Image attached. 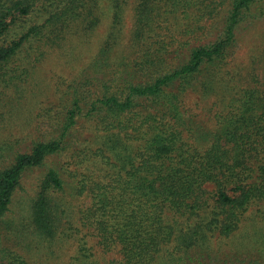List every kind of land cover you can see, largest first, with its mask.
<instances>
[{
  "label": "trees",
  "instance_id": "16d2710c",
  "mask_svg": "<svg viewBox=\"0 0 264 264\" xmlns=\"http://www.w3.org/2000/svg\"><path fill=\"white\" fill-rule=\"evenodd\" d=\"M263 23L264 0H0V87L20 56L75 33L95 46L40 140L2 156L0 226L27 172L66 156L31 204L42 238L57 237L68 191L89 198L69 229L120 264H264V45L238 60ZM88 251L82 239L74 261ZM0 264L28 262L0 243Z\"/></svg>",
  "mask_w": 264,
  "mask_h": 264
},
{
  "label": "rangeland",
  "instance_id": "374dc122",
  "mask_svg": "<svg viewBox=\"0 0 264 264\" xmlns=\"http://www.w3.org/2000/svg\"><path fill=\"white\" fill-rule=\"evenodd\" d=\"M131 10L130 7L126 17V35L131 27ZM103 32L104 27L100 28L96 35L101 36ZM78 36L76 33L69 36L71 38L61 45L48 50L40 61L28 62L20 56L12 65V68H15V72L10 73L13 81L8 83V86L0 87V160L4 155L2 167L6 166V163L9 164L16 153L27 152L40 140L41 133L46 131L45 112L55 108L51 112L54 113L58 109L60 100L57 90H63L90 61L95 46L85 45L83 39ZM262 45L264 23L244 34L238 47V60L247 65L253 51ZM255 53L258 54V51ZM54 159L41 168L27 172L23 177L21 187L17 190L10 210L0 226L1 249L12 250L22 256L28 264H82L74 261V258L79 256L80 241L84 239L89 249L88 254L93 255L89 260L91 264H120L121 256L117 248L105 253L90 231L83 228L69 229L70 226H76L75 218L79 210L88 206L89 198L74 200L67 191L63 194L67 211L62 216L57 237L52 241L35 232L31 224L30 210L36 197L37 185L47 168L57 162L65 165L68 160L66 156ZM252 227L249 223L246 231L250 232Z\"/></svg>",
  "mask_w": 264,
  "mask_h": 264
}]
</instances>
